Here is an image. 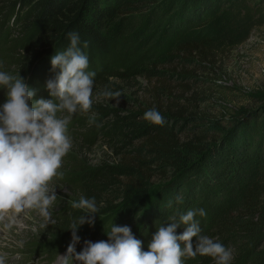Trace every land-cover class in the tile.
I'll list each match as a JSON object with an SVG mask.
<instances>
[{
	"label": "trees",
	"instance_id": "1",
	"mask_svg": "<svg viewBox=\"0 0 264 264\" xmlns=\"http://www.w3.org/2000/svg\"><path fill=\"white\" fill-rule=\"evenodd\" d=\"M148 1L161 10L170 8V15L180 9L165 20L181 17L185 22V32L168 39L157 56L158 63L175 57L178 64L199 66L202 71L211 70L206 65H214L216 50L211 38L198 37L196 31L217 18L226 39L243 42L264 20L263 11L254 0H7L1 11L4 17L15 15L19 19V32L7 40L5 59H0L5 66L0 63V71L13 75L20 72L30 87L39 85L40 73L52 67L51 57L69 46V32L77 31L82 42L88 41L89 47L82 50L89 57V70L96 72L92 111L97 114V123L106 114L115 119L99 128L93 125L82 135L86 142H91L95 133L108 138L118 161L91 167L68 157L65 161L74 169L65 178L80 189L81 196L95 198L99 212L89 231L95 233L98 241L109 239L106 233L112 224L137 220L132 233L147 251L156 227L166 225L167 218L175 212L193 208L207 213L196 217L202 234L213 237V230L219 228L217 239L223 245L228 238L253 237L255 241L264 235V107L256 113L238 109L230 121L232 127L225 129L216 125L214 119L201 117L184 106L183 98L168 89L165 76L170 74L156 70L149 71L155 84L143 92V100L135 110L118 115L115 109L98 102L106 99L96 96L106 85L117 90L109 76L116 75L113 67L125 66L135 53L131 52V45L136 44L139 48L134 51H139L151 43L150 17L143 12L139 14L142 16L133 14ZM209 5L220 8L214 19L207 13ZM198 21L201 22L197 28H187L186 24ZM31 78L37 81L33 83ZM0 93L5 96V90ZM153 107L164 116L163 126L143 118L145 111ZM86 120L78 118L76 125L83 126ZM181 126H189L187 135L179 132ZM213 133L220 137L211 138ZM198 189H202L201 196ZM83 214L72 208L65 210L64 217L70 223ZM183 231L184 226L178 227L177 235ZM52 234L57 236L54 231ZM41 243L34 239L30 248L49 255L65 239ZM250 253L242 250V258L231 264H246L244 259ZM255 254L256 263L264 264V244ZM184 264L215 261L197 255L184 258Z\"/></svg>",
	"mask_w": 264,
	"mask_h": 264
},
{
	"label": "rangeland",
	"instance_id": "2",
	"mask_svg": "<svg viewBox=\"0 0 264 264\" xmlns=\"http://www.w3.org/2000/svg\"><path fill=\"white\" fill-rule=\"evenodd\" d=\"M198 1L200 0H195V3ZM254 1L264 14V0ZM150 2L145 3L142 9L133 14L137 17L142 16L139 14L143 12L147 17H150L151 24L148 33L153 34L151 43L146 49L139 51H134L139 47L132 44L131 52L135 53L128 58L125 66L113 67L112 73H116V75L109 76V80L115 82L117 90L122 92L119 103L117 104L116 100L108 101L107 99L98 102L105 104L109 109H115L118 115L126 114L128 110H135L143 100L141 97L143 92L150 90L155 84L149 71L156 70L170 74L165 76L168 89L172 94L183 98L181 103L184 106L191 107L201 117L214 119L217 121L216 125L225 129L232 127L230 121L238 109L243 108L249 113H256L264 107V20L252 29L245 41L239 42L237 38L226 39L222 28L218 27L215 14L220 8L211 7V5L208 6L209 8L206 7L209 16L212 19L215 18L214 23H210L196 32L198 37L205 35L213 40L216 57L214 65H206L211 70L202 71L199 66L178 64L179 61L175 57L169 61L158 63L157 56L168 43V39L185 32V22L182 21L181 17L176 20L174 18L165 20L170 15L171 9L161 10L157 4ZM226 2H224V5L227 4ZM5 4H7V0H0V23H2L0 28V59L1 57L5 59L7 40L14 38L19 32V19L15 18V15L4 17L5 13L3 10L1 11V8ZM179 11L180 9L176 13ZM174 14L172 15L174 16ZM200 22L198 21L193 25L189 23L186 26L191 31L193 28H197ZM1 64L2 67L5 66V63ZM40 74V77L37 78L42 79L39 85L31 86L36 90L35 98H50L45 84L48 79L54 78L56 73L53 72L51 67L50 70ZM37 79L31 78L30 81L35 83ZM182 86L190 91L187 92ZM3 91L4 89H0V92ZM5 100L6 97L0 93V105ZM88 115L77 112L73 115L72 122L69 125L72 148L63 158V165L60 169L63 172V178H54L49 185L50 188L55 189L57 194V200L50 209L52 211V221L48 222L45 227L43 218L37 211L30 209L19 213L10 211L4 215L3 219H0V254L6 255V264H62L60 255L66 254L67 247L72 242V234L69 230L72 222H67L68 219L66 220V217H64V212L72 209L71 201H78L81 197L80 189L73 183L66 181L67 178L65 177L70 173L69 170H73L74 167H68L65 158L70 157V160L91 167L112 164L116 160L118 161L117 153L112 148L108 138L95 133L91 142L84 141L82 134L88 132L87 130H90L93 125L90 126L88 120H86L85 125L78 126L76 120L83 117L88 119ZM114 119L106 114L102 116L99 122L103 126ZM189 131V126L179 128V132L183 133L182 136L187 135ZM216 137H220V135L213 133L211 138ZM223 182L225 181L223 180ZM196 192L200 196L202 195V189H198ZM176 206L178 207V204ZM247 220L249 221V219ZM137 224V220H133L119 226H129L133 232L134 227L138 226ZM92 228L91 225L84 224L78 229L77 235L80 237V241L75 246L77 253L82 251L84 241H98V238L94 235L95 233L89 231ZM52 231L56 232L57 236H53ZM218 232L219 228H215L212 238L219 241L217 239ZM263 236L260 238L255 236V241L253 237L230 240L228 238V242L224 243V246L230 249L233 254L231 262L241 259L240 252L247 250L251 253L244 259L246 264H259L256 263L258 261L255 259V252L259 251L262 244H264L262 243ZM53 238L65 239V243L56 246L49 255L30 248V243L34 239L41 240V244H51ZM29 239L30 243H27Z\"/></svg>",
	"mask_w": 264,
	"mask_h": 264
},
{
	"label": "clouds",
	"instance_id": "3",
	"mask_svg": "<svg viewBox=\"0 0 264 264\" xmlns=\"http://www.w3.org/2000/svg\"><path fill=\"white\" fill-rule=\"evenodd\" d=\"M67 38L69 46L51 57L56 74L45 84L50 98H35L36 90L25 82L20 72L13 75L0 71V89L5 90L6 96L0 105V219L10 211L30 209L38 212L46 227L52 221L50 209L57 200L55 189L49 185L54 178H63L60 169L72 148L69 125L73 115L89 114L88 124L102 127L92 111L96 72L89 70V57L82 50L89 43L82 42L77 31L69 32ZM96 96L116 100L118 104L122 92L106 85ZM143 118L158 126L166 123L154 107L146 110ZM168 206H172V201ZM71 207L84 214L69 226L72 242L66 254L60 255L62 264H184V258L197 255L211 257L215 264H231L233 259L230 249L202 234L196 219L206 216L202 208L177 211L168 217L166 225L156 227L147 251L129 226L112 224L106 233L107 241L86 240L82 251L77 253L78 229L84 224L93 225L99 208L94 197L85 196L71 201ZM180 226H184V231L177 235ZM6 259L5 254H0V264H6Z\"/></svg>",
	"mask_w": 264,
	"mask_h": 264
}]
</instances>
